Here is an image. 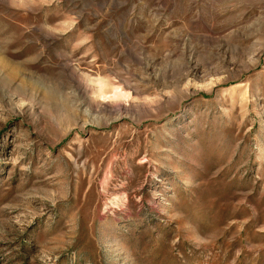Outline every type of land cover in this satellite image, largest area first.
<instances>
[{
	"label": "rangeland",
	"instance_id": "1",
	"mask_svg": "<svg viewBox=\"0 0 264 264\" xmlns=\"http://www.w3.org/2000/svg\"><path fill=\"white\" fill-rule=\"evenodd\" d=\"M0 264H264V0H0Z\"/></svg>",
	"mask_w": 264,
	"mask_h": 264
}]
</instances>
